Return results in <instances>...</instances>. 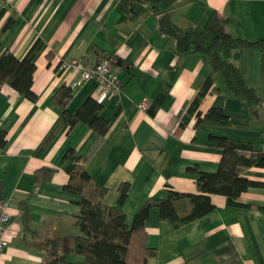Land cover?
Segmentation results:
<instances>
[{"label":"crops","instance_id":"1","mask_svg":"<svg viewBox=\"0 0 264 264\" xmlns=\"http://www.w3.org/2000/svg\"><path fill=\"white\" fill-rule=\"evenodd\" d=\"M0 51L21 58L35 39L43 47L35 56L32 88L36 98L24 97L10 85L0 88V129L7 141L0 148V197L10 212L7 245L0 264L45 263L55 240L60 255L81 259L72 250L80 232L75 217L79 196L63 189L68 179L60 160L69 147L87 157L84 165L96 183L106 187L102 202L118 206L128 225L149 197H164L167 185L182 192H197V174L189 166L216 171L221 149L211 135L250 142L264 150V51L242 49L233 61L243 65L249 84L261 96L258 117L223 87L221 78L198 105L201 114L219 107L228 124L195 125L193 113L180 121L207 78L211 65L196 51L177 54L171 40L157 25L161 10L151 0H2ZM171 17L179 25L203 27L211 12L227 18L223 30L248 39L264 38V0H176ZM50 52V56L47 55ZM112 58L122 81L114 96H100L94 79H81L77 68L57 71L62 61L87 57ZM79 83L72 87V83ZM72 88L67 108L75 112L88 96L102 104L100 114L109 120L104 134L83 121L71 129L63 125L40 155L32 150L58 117L60 108L51 95L60 85ZM145 98L147 107L138 103ZM53 168L51 178L37 183L35 170ZM244 175L264 182V167L251 166ZM128 182L119 203L118 185ZM214 208L179 227L149 209L145 219L147 245L156 254L145 264H264V187L249 186L228 203L226 196L211 193Z\"/></svg>","mask_w":264,"mask_h":264},{"label":"trees","instance_id":"2","mask_svg":"<svg viewBox=\"0 0 264 264\" xmlns=\"http://www.w3.org/2000/svg\"><path fill=\"white\" fill-rule=\"evenodd\" d=\"M158 3L156 11L163 10L157 18L160 32L171 40L177 54L196 51L207 56L211 71L190 102L180 126H184L195 113V125L201 123L228 124L227 117L219 107H210L201 114L197 110L201 99L207 92L220 91L221 87L213 85L221 78L223 87L239 99L242 106L252 110L253 117H258L261 96L249 84L245 68L233 60L242 49L264 51V38L248 39L230 35L223 30L227 18H220L216 12L206 19L203 27L196 30L192 25H179L171 17L169 7L176 0H151ZM5 5L0 3V17ZM42 38H37L21 58L9 49L0 51V88L10 85L24 97L36 98L32 88L35 70V56L43 47ZM50 56V52H47ZM72 96V88L60 85L51 95V100L60 108V113L45 135L32 150V154L40 155L45 151L63 125L71 129L78 121H83L99 134H104L109 120L100 112L101 102L94 96H88L75 112L67 108ZM210 140L221 149V158L216 171L200 170L197 166H189V170L197 174V192H182L167 185L164 197H149L136 211L131 225L125 220V214L118 206L102 202L106 187L96 183L85 168L87 157L77 154L71 147L63 153L60 165L66 164L68 179L63 189L79 196L77 203L80 213L75 217V224L80 232L74 237L72 250L81 255V259L67 260L60 255L58 240L53 241L50 254L45 256V263L52 264H145L148 257L156 254V249L147 245L145 219L149 209L159 208L160 217L168 219L174 227H179L191 220L199 218L214 208L211 193L226 196L228 203H236L237 197L249 186L264 187V182L247 178L244 171L251 166L264 167V150L256 149L250 142L227 136L211 135ZM7 141L5 129H0V148ZM53 168L35 170L37 183L51 178ZM120 192L118 202L121 203L129 188L128 182L118 185ZM4 182L0 179V197Z\"/></svg>","mask_w":264,"mask_h":264},{"label":"built area","instance_id":"3","mask_svg":"<svg viewBox=\"0 0 264 264\" xmlns=\"http://www.w3.org/2000/svg\"><path fill=\"white\" fill-rule=\"evenodd\" d=\"M1 2L2 0H0ZM69 67L79 69L81 79H94L97 83V92L102 97L117 95L122 89V81L113 69L111 57L102 56L98 60L83 57L62 61L55 65L57 71H62ZM78 83L79 81L73 82L72 87ZM137 105L140 110H144L147 107L146 99L143 98ZM10 218V212L2 204L0 206V251L8 242L5 234Z\"/></svg>","mask_w":264,"mask_h":264}]
</instances>
